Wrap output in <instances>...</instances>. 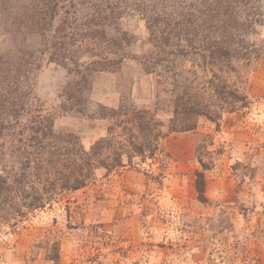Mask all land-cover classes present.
<instances>
[{
	"label": "rangeland",
	"instance_id": "374dc122",
	"mask_svg": "<svg viewBox=\"0 0 264 264\" xmlns=\"http://www.w3.org/2000/svg\"><path fill=\"white\" fill-rule=\"evenodd\" d=\"M24 3L12 2L11 12L0 5V63L12 71L0 83V125H13L17 150L6 159L19 165L68 138L85 150L108 139L123 166L108 176L96 171L92 184L22 209L23 217L1 205L0 264H264V0L261 23L246 37L257 59L221 76L249 105L218 108V126L183 113L190 83L205 86L211 73L195 67L189 47L176 56L156 52L139 12L106 28L118 46L76 35L68 53L52 47L55 29L66 17L65 32L80 33L90 12H58L44 41L33 27L16 26ZM133 142L155 149L138 155Z\"/></svg>",
	"mask_w": 264,
	"mask_h": 264
},
{
	"label": "trees",
	"instance_id": "16d2710c",
	"mask_svg": "<svg viewBox=\"0 0 264 264\" xmlns=\"http://www.w3.org/2000/svg\"><path fill=\"white\" fill-rule=\"evenodd\" d=\"M15 1L4 0L0 5L4 11L11 12L15 7L11 3ZM27 1L28 5L24 3L21 11L25 12L21 16L23 20L16 23V26L22 25L24 29L33 27L44 41L58 12H65V15L68 12H90L87 14L89 16L87 19L90 20L86 19L87 21L81 25L87 29L92 26L95 28H90L89 31L84 28L80 33H66V27L69 28L72 23L63 17L50 40L52 47L58 52L59 50L68 52L66 45L71 44L66 41L71 43L77 41L76 35H79V38H91L98 46H101L98 42L108 46L113 44L110 47L114 48L118 46V41L106 38V28L112 26L111 22L116 17L118 19L124 14L139 12L142 18H147L149 43L156 52L176 56L185 54L186 49L183 48L189 47L190 59L195 62V67L201 68L203 73H211V77L204 82L205 86L200 87L198 84L193 89L190 83V99L182 102L183 97L181 98L182 105L185 106L184 114L205 116L218 126L220 116L217 112L218 108L233 113L249 105L247 96L235 85H230L226 79L222 80L221 76L236 73L233 65L236 62L257 59L258 51L253 46L254 41L250 40L251 38L247 40L246 37L254 34L256 25L261 23L262 14L258 6L260 0ZM165 12L168 15H165ZM160 24L164 27L160 28ZM157 26L159 27L156 28ZM182 42H185L184 46H181ZM63 56L65 57V54ZM121 60L122 58H119L117 63ZM6 64V62L0 63V74L3 79L0 81L1 84L11 76L12 71ZM8 65L11 66L10 63ZM190 74L196 78V72L190 71ZM187 89L184 88L185 91ZM204 93L211 94V100L207 103L195 100L199 94ZM143 115L144 112H139L136 117L142 120ZM12 129V124L0 125V140H4L0 143V206L4 204L10 208L12 205L15 206L16 216H24L22 209L39 210L53 202L60 194L85 188L95 180L98 170H104L108 176L112 171L123 166V153L119 148L111 151L113 147L111 140H101L89 150H85L71 138H68L63 146L54 142L46 149L39 147L46 155L35 152L36 157L27 156L23 159V163L18 165L11 159H6V156L11 158L17 151L13 146L14 140H10L13 135L10 134ZM47 129L50 131V125ZM52 135L49 132L48 136ZM131 145L134 147L133 152L138 155L144 154L145 148L150 153L155 149L151 142L144 146L134 142ZM34 148L36 151L39 149L35 146ZM35 183L41 187L36 188ZM196 189L199 195H203L201 182H196Z\"/></svg>",
	"mask_w": 264,
	"mask_h": 264
}]
</instances>
